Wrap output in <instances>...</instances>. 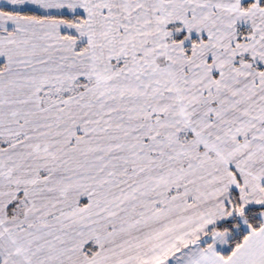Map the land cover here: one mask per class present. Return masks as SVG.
<instances>
[{
	"label": "snow or ice",
	"instance_id": "6c2138e0",
	"mask_svg": "<svg viewBox=\"0 0 264 264\" xmlns=\"http://www.w3.org/2000/svg\"><path fill=\"white\" fill-rule=\"evenodd\" d=\"M0 264H264V0H0Z\"/></svg>",
	"mask_w": 264,
	"mask_h": 264
}]
</instances>
